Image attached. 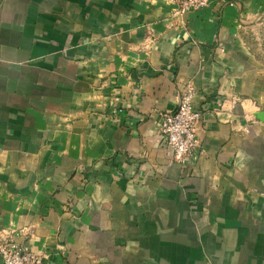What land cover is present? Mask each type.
I'll return each instance as SVG.
<instances>
[{
	"label": "crops",
	"instance_id": "crops-1",
	"mask_svg": "<svg viewBox=\"0 0 264 264\" xmlns=\"http://www.w3.org/2000/svg\"><path fill=\"white\" fill-rule=\"evenodd\" d=\"M0 0V239L47 264H264V0ZM199 151L159 135L186 86ZM0 264L2 260L0 258Z\"/></svg>",
	"mask_w": 264,
	"mask_h": 264
},
{
	"label": "built area",
	"instance_id": "built-area-1",
	"mask_svg": "<svg viewBox=\"0 0 264 264\" xmlns=\"http://www.w3.org/2000/svg\"><path fill=\"white\" fill-rule=\"evenodd\" d=\"M206 6V0H179L175 14L186 15ZM193 96L194 91L187 85L181 93L174 112L162 114L158 125L160 137L178 164H185L190 156L199 151L200 144L195 129L201 114L193 110L191 104ZM0 258L2 264H47L27 246L4 238L0 239Z\"/></svg>",
	"mask_w": 264,
	"mask_h": 264
},
{
	"label": "rangeland",
	"instance_id": "rangeland-1",
	"mask_svg": "<svg viewBox=\"0 0 264 264\" xmlns=\"http://www.w3.org/2000/svg\"><path fill=\"white\" fill-rule=\"evenodd\" d=\"M242 38L247 49L264 62V14L259 19L243 26Z\"/></svg>",
	"mask_w": 264,
	"mask_h": 264
}]
</instances>
